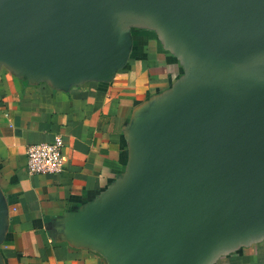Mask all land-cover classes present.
I'll list each match as a JSON object with an SVG mask.
<instances>
[{
	"label": "water",
	"instance_id": "obj_1",
	"mask_svg": "<svg viewBox=\"0 0 264 264\" xmlns=\"http://www.w3.org/2000/svg\"><path fill=\"white\" fill-rule=\"evenodd\" d=\"M216 64L264 59V0H132ZM111 0H0V60L31 77L102 72L120 39ZM264 230V79L250 95L194 91L146 132V159L90 236L128 264H193L223 239Z\"/></svg>",
	"mask_w": 264,
	"mask_h": 264
},
{
	"label": "crops",
	"instance_id": "obj_2",
	"mask_svg": "<svg viewBox=\"0 0 264 264\" xmlns=\"http://www.w3.org/2000/svg\"><path fill=\"white\" fill-rule=\"evenodd\" d=\"M120 39L102 72L34 77L0 60V264H128L125 249L90 236L146 159V132L194 91L243 98L264 59L216 64L111 0ZM64 142V168L28 174L25 149ZM193 264H264V230L219 241Z\"/></svg>",
	"mask_w": 264,
	"mask_h": 264
},
{
	"label": "built area",
	"instance_id": "obj_3",
	"mask_svg": "<svg viewBox=\"0 0 264 264\" xmlns=\"http://www.w3.org/2000/svg\"><path fill=\"white\" fill-rule=\"evenodd\" d=\"M64 142L60 135L51 142H36L25 149V167L28 174H57L64 168Z\"/></svg>",
	"mask_w": 264,
	"mask_h": 264
}]
</instances>
